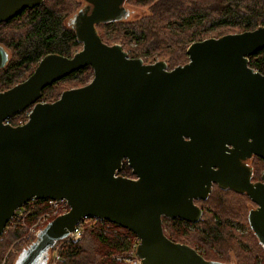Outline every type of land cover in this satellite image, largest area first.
I'll use <instances>...</instances> for the list:
<instances>
[{
    "label": "water",
    "instance_id": "1",
    "mask_svg": "<svg viewBox=\"0 0 264 264\" xmlns=\"http://www.w3.org/2000/svg\"><path fill=\"white\" fill-rule=\"evenodd\" d=\"M70 20L81 50L45 55L23 81L0 92V236L29 200L64 199L69 210L45 225L16 264L43 256L85 217L139 240L140 264H223L166 237L162 219L195 225L213 186L256 206L248 226L264 250V75L248 66L264 51V27L191 43L168 69L105 44L97 26L128 18L126 0H82ZM43 0H0V23ZM8 55L0 47V69ZM85 67L86 85L39 102L42 91ZM26 109L27 121L5 123ZM134 178L119 175L123 164Z\"/></svg>",
    "mask_w": 264,
    "mask_h": 264
},
{
    "label": "trees",
    "instance_id": "2",
    "mask_svg": "<svg viewBox=\"0 0 264 264\" xmlns=\"http://www.w3.org/2000/svg\"><path fill=\"white\" fill-rule=\"evenodd\" d=\"M132 1L144 7L148 6L150 15L134 23L124 22L126 18L119 22L97 26L101 40L107 45L120 44L122 48H127L128 44L133 42L135 48H130L129 57L144 56V62H150L145 57L154 54L157 55L158 60H163L167 64L168 69L187 62L186 49L193 42L264 27V0H126V3ZM66 7L56 1L44 0L42 5L33 9H24L10 22L0 25V47L8 55L6 65L0 69V92L26 79L45 55L71 57L81 47L71 25L64 23L66 14L70 11H67ZM9 26H12L11 29H7ZM103 27H107L111 32L107 38L100 33ZM248 66L264 75V51L249 57ZM91 79V68L85 67L78 70L46 87L41 93L40 101L48 96L56 100L63 91L82 87ZM65 82L69 85L66 87L60 85ZM26 113L27 109L13 115L9 123L13 126L20 125L24 122ZM252 160H257L264 165V161L257 157ZM255 168L254 172L257 173L255 177L258 178L262 170ZM119 175L133 177L125 163ZM225 194H231L233 197L252 203L245 195L230 190L223 191L215 186L206 201L198 202L203 215L201 221L195 226L200 225L202 231L184 232L183 228L187 225L185 222L163 218L164 234L171 241L195 250L197 247L209 249L215 246L221 249L225 257L233 252L237 258L236 264H254L257 254L262 253L264 257V250L251 230L249 229V233L254 242V250L244 253L233 244L232 236L230 237L227 233L226 223L219 219L238 220L249 227L245 204L242 208H237L236 201L227 204ZM35 204L34 210L41 205V202L35 201ZM210 207L211 213L206 211V208ZM215 217L219 219V223L215 221ZM103 223L122 232H128L107 221ZM86 226L78 242L63 243L62 259L59 264H119L104 261L101 258L115 252L127 253L130 250L129 243L119 242L117 237L104 231L86 229ZM168 229L171 230L170 233L167 232ZM21 234L19 229L9 228L5 229L0 236V264L8 245L19 239ZM24 249L20 250L11 264H16ZM202 256L208 261L228 264ZM50 261L51 248L43 256L42 264H50Z\"/></svg>",
    "mask_w": 264,
    "mask_h": 264
},
{
    "label": "rangeland",
    "instance_id": "3",
    "mask_svg": "<svg viewBox=\"0 0 264 264\" xmlns=\"http://www.w3.org/2000/svg\"><path fill=\"white\" fill-rule=\"evenodd\" d=\"M49 1L59 2V4H62L65 7L67 5L66 9H67V11H69V10L70 11H69V13L66 14V17L64 20L65 24L66 23L68 24V21L70 20V18L80 8H82L84 6V2L82 0H49ZM125 8L129 11V16L124 22H133V23L138 22L139 20L143 19L144 17H147L150 15L148 6H145V7L141 6V5L136 4L133 1L126 3ZM11 27L12 26H9V27H7V29H11ZM100 33L103 36H105L106 38L111 34V32L108 30L107 27L101 28ZM130 48L131 49L135 48V44L133 42L128 44L127 48L124 47L123 50L128 53ZM79 50H81V47L76 52H78ZM130 58H132V57H130ZM145 58L149 59L150 62H144V56H142V58H140V59H142V61L146 64H153L157 61H161V60H158L157 55H154V54H153V56H146ZM187 61H188V58H187ZM167 68H168V66H167ZM60 85L63 87H66L69 85V83L65 82V83H62ZM59 96L56 99H58ZM53 99H55V98L48 96V97L44 98L42 102H53V101H55ZM249 164H250V166H252L253 172H254V169H256L255 167L262 170V172L259 173V177L261 176L262 173H264V165L262 163L258 162L257 160L256 161L251 160ZM256 175H257V173L254 174L253 181H256L259 179V177L258 178L255 177ZM225 195H224L225 202H227V204H229L231 202L236 201L235 204H236L237 208H242V206L245 204L244 205L245 210L249 211L250 209H252L255 206L253 203H248L244 199H243L244 200L243 201L240 198H237L235 196L233 197V196H231V194H225ZM232 198L234 200H232ZM211 209H212L211 207L206 208V211L211 213L212 212ZM51 211L52 210L49 207H46L45 205L41 204L36 210H34L32 213H30L28 216H26V218H24L23 221H20V220L18 221L17 219H14L11 223L8 224V226L6 227V230L9 228H17L22 232V234L19 237V239H17L12 244L8 245L7 250L4 253V256L1 260V264H11L13 259H15L17 254L20 252V250L26 248L31 242L34 241V239L36 238L34 235V232L36 230L40 229L42 225L45 226L44 224H46L48 221H51L55 218L52 215ZM47 215H49V216H47ZM219 219L220 220L222 219L221 221L226 223L227 233L230 237L232 236L233 239H231V240L233 241V244L237 246V248H239L244 253L254 250V245H253L254 242L250 237V233H249L250 228L249 227H247L245 224L240 223L238 220H234V219H230V218H219ZM219 219L215 217V221L217 223H219ZM85 226H86V229L104 231L107 234H109L115 238L117 237L119 242H128L130 245V250L127 253L120 254V253L115 252V253L106 254L105 256H103L101 258V260L110 261V262H117L119 264H134L135 246L139 242V240L137 239L136 236H134L132 233L122 232V231L118 230L117 228L112 227L111 225L105 224V223L100 222V221H95V220L87 221V224L84 225V228H85ZM183 230H184V232L194 233L196 231H202V227L200 225H196V226L195 225H191V226L186 225L183 228ZM167 232L170 233L171 230L168 229ZM63 247H64V244H59L57 246V248H58L57 252H58L59 258L55 262H53V260H52L55 251L53 252V255L51 253L50 264H59V262H61V259H62L61 252H62ZM196 250L198 253H200L206 257L216 259V260H219V261L224 262V263H228V264H236L237 263V258L233 252H230L228 254V256L225 257V256H223V253L220 251L221 249L218 247H215V246H211L209 249L197 247ZM208 252L210 254H207ZM254 264H264V257L262 255V253L257 254V257H256Z\"/></svg>",
    "mask_w": 264,
    "mask_h": 264
},
{
    "label": "built area",
    "instance_id": "4",
    "mask_svg": "<svg viewBox=\"0 0 264 264\" xmlns=\"http://www.w3.org/2000/svg\"><path fill=\"white\" fill-rule=\"evenodd\" d=\"M30 110L27 109V113H26V118L24 120V122H22L20 125H22L23 123H25L27 121L28 115H29ZM5 123L9 124V121H6ZM35 201H39L41 202V204L45 205L46 207H49L52 211V215L54 217L59 216L61 214H65L68 212L69 210V206L67 204V202L64 199H60V200H51V199H46V200H35V199H31L29 200L25 205H23L21 208H19L14 216L9 220L8 224L11 223L14 219H17L18 221H23L24 218H26V216H28L30 213H32L36 207ZM49 216V215H47ZM90 220H95V221H100L103 222L104 220L101 219H96V218H92V217H85L83 218L73 229L72 232H69L67 237L61 241L56 242L52 247H51V253L53 255V262H55L59 256H58V248L57 246L59 244H63L65 242L71 241V242H78L84 232V225L87 224V221ZM45 221V220H44ZM50 221H48L47 223H49ZM46 223V224H47ZM44 224V225H46ZM43 226V225H42ZM40 229L36 230L34 232L35 237H37V235L41 232V230L45 227L43 226ZM136 248V246H135ZM134 264H140V260L135 256V260H134Z\"/></svg>",
    "mask_w": 264,
    "mask_h": 264
},
{
    "label": "flooded vegetation",
    "instance_id": "5",
    "mask_svg": "<svg viewBox=\"0 0 264 264\" xmlns=\"http://www.w3.org/2000/svg\"><path fill=\"white\" fill-rule=\"evenodd\" d=\"M43 1H44V0H43ZM42 4H43V3H42ZM125 4H126V2H125ZM84 6H85V3H84ZM84 6H83V7H84ZM83 7H82V8H83ZM82 8H80L78 11H80ZM78 11H77L76 13H78ZM76 13H75V14H76ZM75 14H74V15H75ZM74 15H73V16H74ZM16 16H17V15H16ZM73 16H72V17H73ZM72 17L70 18V20L72 19ZM12 19H13V18H12ZM12 19H11V20H12ZM11 20H9V21H7V22H10ZM70 20L68 21V24H70V23H69ZM7 22H2V23H0V25H2V24H4V23H7ZM40 60H41V59H40ZM40 60H39V61H40ZM39 61H38V62H39ZM37 64H38V63H37ZM5 65H6V64H5ZM36 66H37V65H36ZM36 66H35V67H36ZM34 69H35V68H34ZM33 71H34V70H33ZM33 71H32V72H33ZM24 80H25V79H24ZM17 84H18V83H17ZM15 85H16V84H15ZM8 89H9V88H8ZM6 90H7V89H6ZM4 91H5V90H4ZM1 92H2V91H1ZM39 102H42V101L39 100ZM42 103H45V102H42ZM251 160H252V159H251ZM251 160H250V161H251ZM249 163H250V162H249ZM129 178H134V177H129ZM259 180H260V177H259V179L256 180V181H259ZM256 181H255V182H256ZM214 187H215V186H213V188H214ZM213 188H212V190H213ZM210 194H211V193H210ZM199 201H200V200L195 201V204H196L198 207H200V206L198 205V202H199ZM255 207H256V206H254L253 208H255ZM253 208H252V209H253ZM200 209H201V208H200ZM185 223H186V222H185ZM186 224H187L188 226H191V225H192V224H188V223H186ZM196 251H197V250H196ZM199 254H200V253H199ZM201 255H202V254H201Z\"/></svg>",
    "mask_w": 264,
    "mask_h": 264
}]
</instances>
